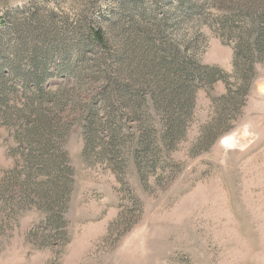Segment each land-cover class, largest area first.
<instances>
[{"label":"rangeland","instance_id":"obj_1","mask_svg":"<svg viewBox=\"0 0 264 264\" xmlns=\"http://www.w3.org/2000/svg\"><path fill=\"white\" fill-rule=\"evenodd\" d=\"M144 10L187 59L201 37L197 58L221 80L183 127L151 117L153 146L137 156L139 121L111 139L103 70L128 44L124 80L156 67L175 82L122 27ZM238 46L252 66L237 68ZM0 264H264V0H0Z\"/></svg>","mask_w":264,"mask_h":264},{"label":"trees","instance_id":"obj_2","mask_svg":"<svg viewBox=\"0 0 264 264\" xmlns=\"http://www.w3.org/2000/svg\"><path fill=\"white\" fill-rule=\"evenodd\" d=\"M136 5H141L142 0H131ZM143 5V3H142ZM138 23L135 19L122 27L127 32L134 31L142 36L143 46H139L136 50L139 53L144 52V49L151 57V64L155 61L159 68H171L175 77V82L161 84L160 74L156 67L150 68L149 74L146 75L148 81H133L134 78H125L124 75L129 72L128 66L130 59H133L132 47L128 44L123 48L122 57L117 58L116 71H112V67L104 65V73L107 75L104 99L108 109L106 114L108 116V124H110L111 139L117 140L118 136H122V131L125 130L128 134H132L133 127H130L129 121L137 120L139 125L137 130L141 132V146L133 154L143 155L147 154L148 150L154 143V137L158 132L155 124L150 123V119L158 114L168 116V126L172 124V118L176 117L178 125L183 127L188 119L191 117L196 105L197 93L200 90H210L217 82L221 80L219 77V69L202 65L197 58V52L200 48L201 37H195L191 44L186 47L191 52V58L187 59L186 53L182 48L175 45L168 39L165 29V21L158 19L154 13H148L147 10L140 11ZM221 26H225V22L221 21ZM86 34L90 41L99 46L106 54L109 53L107 39L105 33L101 29H95L92 26L86 29ZM163 56L172 55L173 63H167ZM128 57V58H125ZM254 54L248 53L241 49V46L236 48L235 61L237 68L241 67L243 62L249 61L252 66ZM81 63H85L87 55L85 49L78 55ZM125 60V62H124ZM139 62V59H135ZM170 66V67H169ZM100 67V66H99ZM158 68V67H157ZM141 69V68H140ZM127 70V72H126ZM111 73H117L118 77L112 79ZM167 85V86H165ZM117 91L116 98H118L117 105H112V94ZM88 117L85 122V129L88 132H93L98 124V109L97 107L87 110ZM154 118V117H153ZM147 119V120H146ZM155 119V118H154ZM156 122V121H155ZM103 128L106 129L104 126ZM112 129L114 131H112ZM171 127L168 130V134Z\"/></svg>","mask_w":264,"mask_h":264}]
</instances>
